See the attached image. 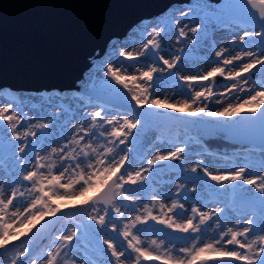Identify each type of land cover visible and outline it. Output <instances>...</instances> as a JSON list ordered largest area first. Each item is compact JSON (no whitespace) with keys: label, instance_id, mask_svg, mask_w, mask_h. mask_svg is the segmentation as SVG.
I'll return each instance as SVG.
<instances>
[{"label":"rangeland","instance_id":"374dc122","mask_svg":"<svg viewBox=\"0 0 264 264\" xmlns=\"http://www.w3.org/2000/svg\"><path fill=\"white\" fill-rule=\"evenodd\" d=\"M228 1L140 23L90 58L77 89L0 94V264H264V146L224 155L192 125L264 107V22ZM234 2L264 20V0ZM112 179L113 217L102 206L68 217ZM245 185L254 201L236 199ZM49 216L63 219L56 239L35 251L28 239Z\"/></svg>","mask_w":264,"mask_h":264},{"label":"water","instance_id":"95a60500","mask_svg":"<svg viewBox=\"0 0 264 264\" xmlns=\"http://www.w3.org/2000/svg\"><path fill=\"white\" fill-rule=\"evenodd\" d=\"M191 1L0 0V90L77 89L76 82L82 81L89 72L90 58L95 53L103 54L111 41L126 36L140 23L154 20L172 6L190 4ZM225 7L227 13L252 15L264 22L258 13L246 7H235L234 0H229ZM209 80L219 83L217 75ZM192 125L231 145L264 146V134L260 140L254 138L257 133H264V107L242 112L233 123L196 119ZM235 130L241 133L235 135ZM112 184L113 179L100 192L72 209L69 217L81 220L88 208L96 206H103L111 212ZM249 188L251 185L242 187L240 192L246 190V193L244 196L237 194L236 199L254 201L253 189ZM62 220L51 217L33 229L30 239L35 251L50 242ZM37 234L42 235V242L37 241ZM88 236L95 240L92 234L88 233ZM193 264L246 262L227 256L204 258Z\"/></svg>","mask_w":264,"mask_h":264},{"label":"trees","instance_id":"16d2710c","mask_svg":"<svg viewBox=\"0 0 264 264\" xmlns=\"http://www.w3.org/2000/svg\"><path fill=\"white\" fill-rule=\"evenodd\" d=\"M236 15V17L238 18H240L241 16H248V17H252L253 18V16L252 15H241V14H235ZM137 27V26H136ZM139 27V26H138ZM97 54H99V53H97ZM2 93H4V94H6V95H10L12 98L13 97H16L17 95H18V93L17 92H11V91H9L8 89H1L0 90V94H2ZM194 127V126H193ZM195 128V127H194ZM195 129H197V128H195ZM216 138V137H215ZM214 143V144H213ZM213 143H211V147H213V149H215V150H220V151H223V154L224 155H228V153L226 152L227 150L229 151V150H231V148H236V147H238L237 145H235L236 147H234V146H232L231 144H229V143H227V142H225V141H223L222 139H220L219 137H217L216 139H214L213 140ZM224 147H225V150H223L224 149ZM65 207L62 205V206H60V208L59 209H61V210H63V211H66L65 209H64ZM69 206H67V209H68V211H69ZM60 210V211H61ZM69 217V216H68ZM74 221H76V222H79V220H76V219H73Z\"/></svg>","mask_w":264,"mask_h":264},{"label":"bare ground","instance_id":"6f19581e","mask_svg":"<svg viewBox=\"0 0 264 264\" xmlns=\"http://www.w3.org/2000/svg\"><path fill=\"white\" fill-rule=\"evenodd\" d=\"M198 1H200V2H199L200 4L205 3V0H193V1H191V3H192V2H193V3H194V2H198ZM218 36H219L218 33H215V34H214V37L217 38ZM220 38H222L221 40H223V41L227 40V37H220ZM213 40H214L216 46H217V47H220V43H218V42L215 40V38H213ZM226 46H227V45H225V46L223 47V50H224V51H223L222 54H224V55H226L227 52H228V51L226 52V50H227V49H226ZM202 49H203V52H204V47H201V49H200V51H199L200 53L198 52L199 55H198V53H194V56H196V57H198V58L200 57V60L206 61V59H205L204 57L201 56V54H202L201 50H202ZM224 52H225V53H224ZM178 71H179V70H178ZM179 72H181V71H179ZM184 75H185V74L183 73V77H184Z\"/></svg>","mask_w":264,"mask_h":264},{"label":"flooded vegetation","instance_id":"af4514ba","mask_svg":"<svg viewBox=\"0 0 264 264\" xmlns=\"http://www.w3.org/2000/svg\"><path fill=\"white\" fill-rule=\"evenodd\" d=\"M234 4H235V7H237L236 6V3L234 2ZM116 196H118L117 194H116ZM112 211L111 212H109V211H107L106 210V213H107V216L108 217H113L112 215H113V213H114V209H113V203H112ZM95 226V225H94ZM95 228H96V226H95ZM94 231H95V229H93ZM88 231H92V230H88ZM90 233V232H89ZM95 233V235H97L98 236V233L95 231L94 232ZM88 239L90 240V242H88V245H89V247H90V249L94 252V251H96V247H95V240H94V238H90L89 236H88ZM28 240H31V239H28ZM32 249H33V242H32Z\"/></svg>","mask_w":264,"mask_h":264}]
</instances>
